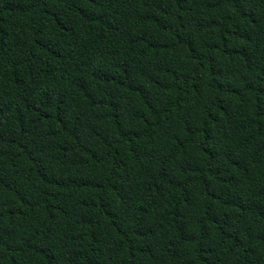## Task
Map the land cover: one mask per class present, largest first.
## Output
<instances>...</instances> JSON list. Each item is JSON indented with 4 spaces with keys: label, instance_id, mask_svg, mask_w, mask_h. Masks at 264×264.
<instances>
[{
    "label": "trees",
    "instance_id": "trees-1",
    "mask_svg": "<svg viewBox=\"0 0 264 264\" xmlns=\"http://www.w3.org/2000/svg\"><path fill=\"white\" fill-rule=\"evenodd\" d=\"M0 264H264V0H0Z\"/></svg>",
    "mask_w": 264,
    "mask_h": 264
}]
</instances>
